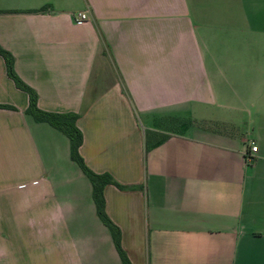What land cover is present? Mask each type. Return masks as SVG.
<instances>
[{
    "label": "crops",
    "instance_id": "1",
    "mask_svg": "<svg viewBox=\"0 0 264 264\" xmlns=\"http://www.w3.org/2000/svg\"><path fill=\"white\" fill-rule=\"evenodd\" d=\"M0 45L126 186L103 194L132 264H264V0H0ZM0 104V264H122L1 56Z\"/></svg>",
    "mask_w": 264,
    "mask_h": 264
},
{
    "label": "trees",
    "instance_id": "2",
    "mask_svg": "<svg viewBox=\"0 0 264 264\" xmlns=\"http://www.w3.org/2000/svg\"><path fill=\"white\" fill-rule=\"evenodd\" d=\"M0 56L3 58L8 77L14 82V85L27 93L28 106L25 112L32 116L35 121L46 122L61 131L69 140V154L72 161H74L84 175L89 179L92 186V199L95 204V210L100 221L109 230L115 249L118 253L122 264H132L126 251L121 245V230L117 224L108 216L105 209L104 187L108 184L114 185L119 189H125L126 186L118 183L109 172L97 173L90 169L85 163L83 157L79 152L82 144L83 135L81 130L76 125V120L79 117L75 112H52L45 111L38 107L37 92L24 82L16 73L14 69V56L8 50L0 45ZM122 90L126 92L123 87ZM1 108H14L11 105L0 104ZM149 131H146V135Z\"/></svg>",
    "mask_w": 264,
    "mask_h": 264
},
{
    "label": "built area",
    "instance_id": "3",
    "mask_svg": "<svg viewBox=\"0 0 264 264\" xmlns=\"http://www.w3.org/2000/svg\"><path fill=\"white\" fill-rule=\"evenodd\" d=\"M86 19H87L86 13L85 12H79V13H77V15L75 17V22H77V23L84 22V21H86ZM250 150L252 152H256L257 146L254 145V143H251L250 144Z\"/></svg>",
    "mask_w": 264,
    "mask_h": 264
}]
</instances>
